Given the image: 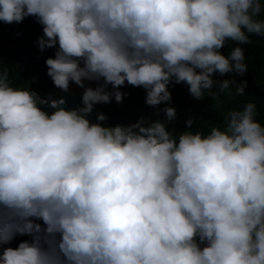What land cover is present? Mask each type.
<instances>
[{
    "label": "clouds",
    "instance_id": "9594fccd",
    "mask_svg": "<svg viewBox=\"0 0 264 264\" xmlns=\"http://www.w3.org/2000/svg\"><path fill=\"white\" fill-rule=\"evenodd\" d=\"M264 0H0V21L35 17L47 75L81 106L14 86L0 67V264H264V124L256 105L207 133L173 135L170 84L195 100L244 95ZM237 43L228 55L220 50ZM87 82H97L95 87ZM126 83L166 120L106 125L97 104ZM111 85L112 90H108ZM214 86L217 91H213ZM47 104L54 111L41 108ZM37 221H42L43 224Z\"/></svg>",
    "mask_w": 264,
    "mask_h": 264
},
{
    "label": "trees",
    "instance_id": "16d2710c",
    "mask_svg": "<svg viewBox=\"0 0 264 264\" xmlns=\"http://www.w3.org/2000/svg\"><path fill=\"white\" fill-rule=\"evenodd\" d=\"M264 19V13L259 17ZM43 35V26L37 22L35 17H26L21 23L5 24L0 21V67H7L10 73V80L14 86L28 87L35 91L42 98L59 99L63 97L66 101V108L81 106L83 88L71 83L68 91H62L56 87L47 75L46 59L53 57L56 48L40 50L38 38ZM251 43L239 45L244 49L245 62L248 70L241 76L228 73L224 76L214 75V79H232L246 81L247 86L244 95H236L235 90L210 96L205 94L201 100H195L184 83L170 84L169 91L172 99L168 106L176 109V117L167 123V130L173 135L186 130V121L191 119L192 131H203L207 133L212 126H223L224 117L231 111L242 110L244 105L252 102L256 105V119L264 124V36H250ZM237 43L227 41L220 50L228 55ZM97 82H87L86 86L95 87ZM111 89V85L108 86ZM126 93L121 103L114 99L108 104H97L89 119L95 122L98 113L102 112L107 119L103 122L106 125H130L139 119L161 120L166 117L163 111L165 103L152 107L145 103L146 92L142 87H133L126 83L120 88ZM213 91H217L214 86ZM41 108L51 114L53 109L47 104ZM43 224L42 221H37ZM30 235L17 234L7 245H0V253L4 247H17L23 240H31Z\"/></svg>",
    "mask_w": 264,
    "mask_h": 264
}]
</instances>
